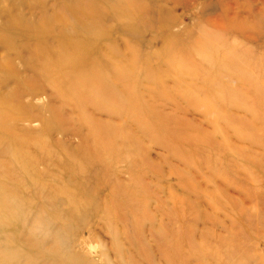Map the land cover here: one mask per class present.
<instances>
[{
  "label": "rangeland",
  "instance_id": "rangeland-1",
  "mask_svg": "<svg viewBox=\"0 0 264 264\" xmlns=\"http://www.w3.org/2000/svg\"><path fill=\"white\" fill-rule=\"evenodd\" d=\"M0 111V264H264V0H0Z\"/></svg>",
  "mask_w": 264,
  "mask_h": 264
},
{
  "label": "bare ground",
  "instance_id": "bare-ground-1",
  "mask_svg": "<svg viewBox=\"0 0 264 264\" xmlns=\"http://www.w3.org/2000/svg\"><path fill=\"white\" fill-rule=\"evenodd\" d=\"M72 47L74 45H77L75 42H72L71 43ZM69 44L67 42L63 43L62 46H61V55L59 54V58L60 60H64L65 62L68 61V63H73L74 66H75V71L77 73V75L81 76V73L85 72V69H83V67L79 68L80 65H83L82 60H80V54L79 52L77 51V55H71V53L68 54L67 50L69 49ZM69 51V50H68ZM76 57L80 60L79 62L78 61H74L73 60H76ZM79 64V66L77 67V65ZM72 64V65H73ZM77 64V65H75ZM80 79H82V76L80 77ZM91 80V78H90ZM87 80H85L86 82ZM66 87L67 89H69L70 87V82L66 84ZM74 90L73 87H71V92ZM84 92H80L79 94L75 93V97L77 98H82L80 94H82ZM3 113L0 111V132H2V134H5L7 136V145L5 144V149L4 150H0V157H6V158H9L10 161L12 162L11 164V168H14L15 170H19L21 172H25L27 169H32L34 168L33 165H28L27 161L30 162V161H36L34 159V156H32L30 154V147L29 145H23L21 142V140L15 138V136H13L11 133H9V129L6 128L5 126V119L3 117ZM10 140H8L9 138ZM41 151V150H40ZM45 151V150H44ZM42 151V152H44ZM40 154V153H39ZM47 154V153H46ZM48 155V154H47ZM32 156V157H31ZM47 158V157H46ZM49 158V156H48ZM51 159V158H50ZM7 168H5V170L3 169L2 171H0V177H4L3 180L0 181V212H2L8 205H10L11 203H9V198L8 196H10L11 193H13V190L11 189L10 187V184L8 185L7 183H5V175L4 173L6 172ZM7 182V181H6ZM130 202V200H129ZM63 262H65V264H69L71 263L69 260H64V259H61L59 260V264H64Z\"/></svg>",
  "mask_w": 264,
  "mask_h": 264
}]
</instances>
